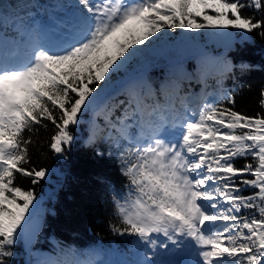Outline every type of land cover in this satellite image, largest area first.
Returning a JSON list of instances; mask_svg holds the SVG:
<instances>
[{
    "label": "snow or ice",
    "instance_id": "snow-or-ice-1",
    "mask_svg": "<svg viewBox=\"0 0 264 264\" xmlns=\"http://www.w3.org/2000/svg\"><path fill=\"white\" fill-rule=\"evenodd\" d=\"M254 32L264 38V0H0V264L17 245L27 264H264V89L262 111L235 110L224 81L251 65L233 64L205 39L235 33L243 44ZM160 61L157 86L149 70ZM193 81L199 92L185 88ZM87 114L85 139L73 129ZM46 121L58 159L77 140H102L116 154L127 182L112 190L120 223L110 227L133 238L126 249L33 251L39 201L18 178H50V169L26 167L25 132Z\"/></svg>",
    "mask_w": 264,
    "mask_h": 264
},
{
    "label": "trees",
    "instance_id": "trees-1",
    "mask_svg": "<svg viewBox=\"0 0 264 264\" xmlns=\"http://www.w3.org/2000/svg\"><path fill=\"white\" fill-rule=\"evenodd\" d=\"M16 0H10L15 3ZM46 2V0H41ZM7 6V5H6ZM20 8L22 5L17 4ZM244 15H257L260 13L253 9L245 10ZM211 31V30H209ZM183 33L177 30V39ZM180 39H184L181 37ZM207 47L215 53H225L227 59L235 65L241 63L251 65L247 70L239 67L224 81L225 86L235 89V110L254 115L262 111L259 106L261 89H264V38L254 32L246 43L237 42L239 38L233 33L231 41L224 38H205ZM205 40L197 41L203 44ZM231 44V47H230ZM163 61L150 67L149 74L158 86L164 78L165 69ZM186 68L189 72L195 70V61H188ZM123 72L115 76V80L122 79ZM214 84V81H209ZM200 91L202 85L193 82L185 84V88ZM209 91L212 88L208 89ZM118 99H123L122 96ZM120 115V109L115 111V116ZM113 117V119L115 118ZM91 114L83 116L86 123L78 129H73L77 135L85 136V127L90 123ZM48 128H41L38 133L25 132V136H33V144L29 146L31 165L37 168L51 170V180H42L39 184L32 185L29 178H18V184L25 189H33L37 198L46 195L42 202L40 214V230L35 251L50 252L57 244L60 246H74L77 249L104 246L126 249L132 242V237L119 236L112 232L110 225H119V220L113 215L111 193L113 189L121 190L127 182L120 172L116 154L109 156V145L98 141L93 146H85L77 140L70 152L68 159H58L57 155L49 149L50 138L54 134V127L50 122ZM96 123L104 128L103 116L96 117ZM97 151L104 155H97ZM239 160L238 165L243 164ZM47 189L49 192L46 194ZM16 255L11 258L10 264H27L28 255L22 245L13 249Z\"/></svg>",
    "mask_w": 264,
    "mask_h": 264
},
{
    "label": "rangeland",
    "instance_id": "rangeland-1",
    "mask_svg": "<svg viewBox=\"0 0 264 264\" xmlns=\"http://www.w3.org/2000/svg\"><path fill=\"white\" fill-rule=\"evenodd\" d=\"M92 119V118H91ZM90 122H91V120H90ZM88 127H89V124L87 125V127H85V136L83 137V138H87V136H88ZM106 134V133H105ZM52 178L50 177L49 178V180H51ZM48 180V179H47ZM49 192V189H47V191H46V194ZM46 199V195H44V196H42V197H40V198H38V201H39V204L37 205V217H38V219H39V222H40V214H41V210H42V202L44 201ZM35 247L33 246V251H35V249H34ZM26 251V250H25Z\"/></svg>",
    "mask_w": 264,
    "mask_h": 264
}]
</instances>
